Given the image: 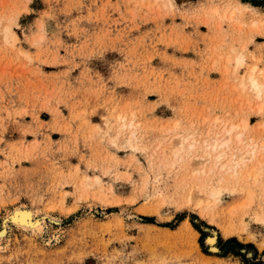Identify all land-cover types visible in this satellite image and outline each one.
I'll return each instance as SVG.
<instances>
[{"label":"rangeland","instance_id":"rangeland-1","mask_svg":"<svg viewBox=\"0 0 264 264\" xmlns=\"http://www.w3.org/2000/svg\"><path fill=\"white\" fill-rule=\"evenodd\" d=\"M251 74L264 0H0V230L42 223L7 221L0 264H246L231 237L264 264Z\"/></svg>","mask_w":264,"mask_h":264},{"label":"bare ground","instance_id":"bare-ground-1","mask_svg":"<svg viewBox=\"0 0 264 264\" xmlns=\"http://www.w3.org/2000/svg\"><path fill=\"white\" fill-rule=\"evenodd\" d=\"M240 6V5H239ZM244 7H246V6H244ZM264 81V80H263ZM249 82H250V84H251V87H252V89H253V91H254V93H255V95H257V96H261V94H262V90H263V88H264V83H262V82H259L258 81V79H257V77L254 75V74H251L250 76H249ZM263 95V94H262ZM225 132H227V130L225 131ZM229 133H230V130H228V134L226 135V136H223L222 138H219V136H214V137H212L211 139H210V143H208V147H210L214 152H215V155H214V158H212V159H210V158H208V159H206V162H211V163H213L215 166H217L219 163H220V161H221V159H222V157H224V155L225 154H223V153H220V152H218L217 150H218V147H220V146H222V145H226V144H228L229 142H230V140H231V138H230V135H229ZM237 138H239V137H237ZM130 139H131V137L129 136V137H126L125 138V141H130ZM185 140V139H184ZM240 140V139H239ZM184 143V141H182V144ZM190 145H195V143H192V141H191V144ZM174 147V149L176 150V146H173ZM176 151H178V149L176 150ZM243 152V151H242ZM225 153V152H224ZM247 153V155L246 154H242V153H240V154H238V153H236V155L235 156H240V157H235V159L233 160V161H235L236 162V164H239L240 162H242V161H244L245 159H246V157L251 153V154H254L255 152H254V150H252V151H249V152H246ZM250 154V155H251ZM210 164V163H209ZM228 164H230V163H224V164H222V168L223 167H226ZM255 170H256V167H253V168H251V170L250 171H248L247 172V174H248V176H251V175H253L254 176V179L256 180V176H258L257 175V173H255ZM258 170V169H257ZM212 191V190H211ZM194 192V191H193ZM196 192H198V190L196 191ZM202 192V191H201ZM189 193V192H188ZM202 194H205V193H201V195ZM189 195H191V196H193V198H191V199H194V195L192 194V192H191V190H190V194ZM206 195V194H205ZM191 196H189V198L191 197ZM253 196V195H252ZM185 198V197H184ZM196 199V198H195ZM194 199V200H195ZM212 199V198H211ZM193 200V201H194ZM196 201H198V200H196ZM206 201V198H204V201H202V202H205ZM209 202V201H208ZM207 202V203H208ZM190 203V202H189ZM196 203V202H195ZM197 204V203H196ZM196 204H195V207H196ZM199 205H201V202L200 203H198ZM210 207V206H209ZM209 207H207V208H209ZM176 208V207H175ZM262 208V207H261ZM155 211V210H154ZM261 213V217H260V219L264 222V211L263 212H260ZM263 213V214H262ZM259 216V215H258ZM7 217V218H6ZM5 218V221H4V224H3V227L1 228V230H0V238H2V237H4L6 234H7V221H9V222H11L12 224H14L15 226H17V227H21V228H23V229H28V230H35V229H39L41 226H42V223H40V220L39 219H37V217L35 216V213L33 212V210H31V209H29V208H26V207H21V208H16V209H14L13 211H11L10 213H9V215L8 216H6ZM43 220V219H42ZM186 223H187V225L189 226V227H192L191 225H190V223H189V221H186ZM180 227V226H179ZM231 229V228H230ZM233 231V230H232ZM196 232V231H195ZM216 240H217V236H216V233L215 234H213V235H210V237H208V239H207V242H208V244H210V245H212V247H214L215 246V242H216ZM263 245H264V243H263ZM262 245V246H263ZM214 249H216V247H214Z\"/></svg>","mask_w":264,"mask_h":264},{"label":"trees","instance_id":"trees-1","mask_svg":"<svg viewBox=\"0 0 264 264\" xmlns=\"http://www.w3.org/2000/svg\"><path fill=\"white\" fill-rule=\"evenodd\" d=\"M146 220L148 222H152V220H150V218H146ZM245 247L252 248L255 250L254 257L252 258L253 261H255V262H251V260L248 259L244 253L240 252V249L245 248ZM220 249L223 251L222 256H227L228 254L231 253V254H234L236 256L243 257L246 264H260L256 260L258 250L256 249V247L254 246L253 243H246L245 244V243L240 242L236 237H231V238H228L226 240L220 241Z\"/></svg>","mask_w":264,"mask_h":264}]
</instances>
